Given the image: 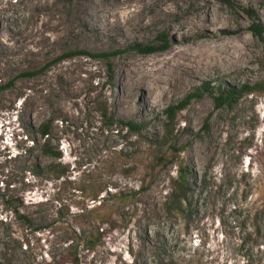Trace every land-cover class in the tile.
Segmentation results:
<instances>
[{"label": "rangeland", "instance_id": "obj_1", "mask_svg": "<svg viewBox=\"0 0 264 264\" xmlns=\"http://www.w3.org/2000/svg\"><path fill=\"white\" fill-rule=\"evenodd\" d=\"M157 1L134 2L131 10L138 14L127 31L105 24L103 9L88 10L92 3L103 8L104 0H0V79L45 68L0 94V264H7L5 253L8 264L30 259L19 236L29 240L34 264H76L66 258L71 243L78 246L77 264H264V92L245 93L222 107L206 93L264 80V34L251 33L249 17L264 30V0ZM206 8L209 35L197 27ZM223 43H241L246 55L171 88L166 97L150 101L149 110L143 106L145 91L133 92L125 83L133 64H157L186 49ZM139 45L164 49L140 54ZM192 93L200 96L189 100ZM102 105L119 120L141 124L140 134L101 125ZM168 107L182 109L173 140L162 145ZM48 119L54 120L51 142L73 178L82 172L105 175V154L122 151L132 173L118 170L110 182L120 191L140 193L127 211L129 225L117 217L105 223L93 248L72 234L76 223L69 216L75 209L57 219L58 198L75 202L67 183H45L41 191L5 177V155L23 145L20 122L36 127ZM156 150L166 155L163 166L149 160ZM179 170L188 176L192 201L189 213L176 215L165 204ZM2 196L20 199L21 212L38 223L28 228L3 208Z\"/></svg>", "mask_w": 264, "mask_h": 264}, {"label": "trees", "instance_id": "obj_2", "mask_svg": "<svg viewBox=\"0 0 264 264\" xmlns=\"http://www.w3.org/2000/svg\"><path fill=\"white\" fill-rule=\"evenodd\" d=\"M249 17L253 23L250 30L251 33L260 38L264 34V30L258 24L254 23V18L252 16ZM163 49V46L139 45L136 46L135 51L140 54H152L163 51ZM86 55L93 57L89 54ZM44 70V67L41 69L22 70L16 77H13L8 81L0 79V94L10 91L19 80L35 79L41 75ZM252 92L263 93L264 80L251 87L242 86L240 88H232L228 86H220L206 91L215 102H218L219 107L230 106L243 94H249ZM199 96L200 95L197 93H192L189 94L187 98L190 100ZM181 109L182 107H168L164 111L168 118V123L165 125L162 145H166L173 140L172 137L175 132L174 122ZM98 116L101 125L108 129L116 128L119 131H126L131 135H139L143 129L141 124L131 121L125 122L117 119L108 107L103 105L98 108ZM53 123V119H48L44 123L34 127L32 123H27L26 121L20 122V130L23 132L21 138L23 145L22 147L16 146V152L14 155H5L4 161L8 164L5 177L14 183L15 178H18L21 185L38 188L41 191L44 190L45 183H67L70 190L73 192L72 198H75V202L67 201L62 197L58 198L56 200L59 207L57 219L69 216L70 210L75 209L76 213L69 216V218H72L76 223V226L70 228L72 234L76 237V240L84 239L88 242L89 246L93 248L103 235L101 226L105 223H113L115 221L113 219L117 217V220L120 219L121 221H124L125 227L129 225L131 220L126 221L127 211L130 209V204L140 193L132 191L127 193L120 191L110 182L111 174L118 170L125 175H130L132 173L131 169L126 166L125 161L127 156L124 155V152L122 151L105 154L103 162V165L105 166L104 169L106 170L105 175L98 174L87 177V175H85L86 173L82 172L78 180L73 178V170L70 171L63 162L62 151L51 142ZM152 147L155 146L149 145V149ZM152 153V159H149L152 163L154 162L157 166H163L164 163H166V155L161 154L158 150ZM42 160L45 162L43 163ZM10 181L5 182L8 190L13 189ZM2 184L5 185L4 182H2ZM167 190L165 204L167 212L175 213L176 215H181L185 212L189 213L192 201L191 189L188 176L183 170H179L178 176L170 180ZM59 193L60 190L57 191V194ZM1 200L3 208L6 211H10L28 228L34 227L35 222L38 223L33 216L21 212L20 209L23 206V203L17 197L2 196ZM89 205H92V207ZM73 241L75 242V240ZM17 243L20 247L25 248L26 253L30 256V259L27 260L26 264H34L35 255L33 254V249L31 248L29 240L23 236H19ZM77 247L78 246L76 245L74 247L71 243L67 247L70 252L66 254V258L71 257V261L76 264L78 263ZM3 260L7 261V264L9 263L8 255L6 253L3 254ZM245 264H252V262L248 261Z\"/></svg>", "mask_w": 264, "mask_h": 264}, {"label": "bare ground", "instance_id": "obj_3", "mask_svg": "<svg viewBox=\"0 0 264 264\" xmlns=\"http://www.w3.org/2000/svg\"><path fill=\"white\" fill-rule=\"evenodd\" d=\"M134 2L158 3L157 0H104L103 8L92 3L88 6V10H94L96 13L102 14L99 9H103L102 15H104L105 24L121 29L126 28L129 31L131 27L133 28L138 14L131 10ZM210 13L211 9L206 8L198 16L202 24H198L197 27H202V31H205L207 35H209L207 22L209 23ZM99 19L101 20V18ZM190 29L193 30L195 27H190ZM242 51L243 46L241 43L234 46L224 43L214 46L211 44L196 46L193 49L183 50L174 58L157 64H133L125 71L124 80L133 92L137 89L145 91L143 106L146 110H149L150 105L148 103L150 101L156 103L160 98L166 97L169 95L171 88L189 84L194 78L215 68L225 59L241 60L246 55Z\"/></svg>", "mask_w": 264, "mask_h": 264}]
</instances>
